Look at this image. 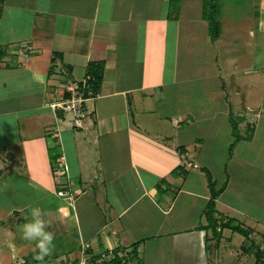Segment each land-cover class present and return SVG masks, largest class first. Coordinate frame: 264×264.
Wrapping results in <instances>:
<instances>
[{
	"label": "crops",
	"instance_id": "crops-1",
	"mask_svg": "<svg viewBox=\"0 0 264 264\" xmlns=\"http://www.w3.org/2000/svg\"><path fill=\"white\" fill-rule=\"evenodd\" d=\"M27 2L22 21L7 12V0L0 4V264H68L84 243L129 255L135 245L130 264H208L210 190L199 156L214 150L206 133L185 129L206 99L225 106L230 141L231 166L213 180L223 188L215 216L238 225L220 227L221 237L244 229L234 214L264 226V92L256 102L249 94L255 81L264 85V0H253L251 26L236 41H212L202 0H181L177 17L170 0ZM169 45L175 65L168 69L160 53ZM91 62H102V82L86 98L87 127L76 129L51 105L70 96ZM233 109L245 137H234ZM31 207L56 237L44 261L20 230Z\"/></svg>",
	"mask_w": 264,
	"mask_h": 264
},
{
	"label": "rangeland",
	"instance_id": "rangeland-1",
	"mask_svg": "<svg viewBox=\"0 0 264 264\" xmlns=\"http://www.w3.org/2000/svg\"><path fill=\"white\" fill-rule=\"evenodd\" d=\"M27 1L28 0L26 1L25 0H7V6H6L7 12L14 13L15 15L12 16V18L14 19L19 18L20 21H22L21 14H25L26 9L21 10L20 5L30 4ZM31 1H34V0H31ZM252 2L253 0H218V6H217L215 14L220 24V38H219L220 41L222 40L236 41L238 38L243 37V36H244L243 38H245L246 29L248 28V26H251V23H252L251 18L253 16V13L255 12V9H254L255 6L253 5ZM207 33H208V36L211 38V35L209 33V28H207ZM166 41L168 43H171L168 40V38H166V40L164 39V42H165V43L163 42L164 48L166 46ZM170 46L171 45H169L168 53L167 52L160 53V55L163 56L164 58V61H163L164 67L168 69L175 65V63H173L171 60L172 57H171V52H170ZM157 48L158 46L152 47V49H157ZM147 57H148V64H149V60L151 59L150 53L147 55ZM224 60H225V57L222 55L219 62H224ZM166 79L167 78L165 76L164 80ZM230 82L234 83L231 80ZM245 82L246 80H244L243 83ZM246 85L247 87H250L248 83H246ZM199 86L200 85L197 82L193 83L194 88H197ZM227 86L230 87L229 85ZM261 88L264 89V85L261 82L255 81L254 85L251 87L252 90L249 92V94L252 97L251 99L253 102L260 100V97L262 96V93L264 92L263 90H261ZM231 91H233V85H232L230 92ZM194 93H195L194 98L197 100V103H199L200 93H198V90H195ZM232 98L237 102L242 100L241 95L239 97H236L234 96V94H232ZM206 100L207 101L202 100L199 103V105H201L200 109L198 107L196 108V110H198L196 114L198 118L195 117L194 118L195 122L193 124L189 123L185 127V129L187 128L188 133L190 134L193 133L195 135L199 134L200 132L206 133V136L208 137L205 142L206 148L210 149L212 147L214 152L210 154L208 153V151H206L201 156H199V159L201 161L203 159L207 161V164L205 162V165L210 175L213 177V180L215 181L216 179H218V181L220 182V180L222 179V175H223L222 166H224V164L228 162L227 161L228 159H226L227 152H228L227 146H228V143L230 142V141L228 142V139L226 138L227 135L229 136V133H227L228 131L227 122L223 118L224 115L220 113L221 111H224L223 109L225 106L223 105L222 101H217V100L209 101L208 99ZM191 101L193 102L192 99ZM203 101L204 103H202ZM261 102H264V100L261 99ZM191 105L195 107L193 104ZM214 114H217L216 115L217 118L215 120H212V123H211L210 118L211 117L213 118ZM236 114L237 113L235 109H233V116L231 117V120H232V125L236 127L234 130V137L235 138L242 137V136L245 137L246 135L245 127H242L239 124L241 123V120L239 117H237ZM247 115L250 116V118L247 116V119L249 120L254 119L253 112ZM222 118H223V121H222ZM244 125L246 126V124ZM214 127H218V130H219L218 134H216L217 139L213 137L214 130H215ZM229 166H231L230 162H228V169H229ZM219 182L217 183V187H216L218 190L220 189ZM180 203L181 202L178 203L177 207H179ZM258 205H259L258 207L261 206V204H258ZM243 208L247 210L248 206L243 205ZM251 212H252V209H251ZM257 212H260V211L257 210ZM233 216H234V219L236 218L237 222H242L245 224V226L244 225L241 226L242 228L247 230L248 227H253L256 230H261L262 232H264V226L263 227L257 226L256 222L247 220L246 218H243L242 215L234 214ZM230 224L233 227L235 225H238L234 221L233 222L230 221ZM210 231L211 230H209L208 232ZM221 235L222 233H220V238L218 239H214L211 233H209L208 235L212 238L210 247L208 249V253H210V259H208L207 261L208 264H252L253 262H254L253 264H258V261H259L258 259L261 257L259 252L264 251V237L263 236L259 234H255L253 230L251 232L249 230V233L247 236H244L243 234L235 231V233H232L231 239L229 238L223 239ZM250 247H252L253 249H251ZM215 253L217 256L215 255Z\"/></svg>",
	"mask_w": 264,
	"mask_h": 264
},
{
	"label": "trees",
	"instance_id": "trees-1",
	"mask_svg": "<svg viewBox=\"0 0 264 264\" xmlns=\"http://www.w3.org/2000/svg\"><path fill=\"white\" fill-rule=\"evenodd\" d=\"M181 0H170V6H169V13L170 15H174V17H177V12L179 10ZM4 0H0V4H3ZM202 18L207 21L209 33L211 35L212 41L218 39L220 37V24L216 18V9L218 6V0H202ZM4 54V50L0 48V59L1 56ZM102 72H103V64L102 62H91L87 66L86 76H89L88 84H89V90L84 89V97L87 98L89 95H95L98 93L101 82H102ZM79 86H82V83L79 84ZM68 98V97H67ZM207 181H208V187L210 190V200L207 203L206 210L204 212L207 220V227L206 230L210 231L211 235L214 237V239L220 238V227H227L229 226V222L224 223H218V219L215 216L216 210H215V200L222 191L223 188H220L219 190L216 189L215 183L209 173L208 170H204ZM174 176L177 174V171H173L172 173ZM236 232H239L243 234L244 236H247L248 233L246 230L241 229L240 227H235ZM212 241V238L210 236L206 237V248L209 249L210 243ZM137 246L134 245L132 247L129 260H133L136 254ZM261 257L258 259V264H264V251L259 252Z\"/></svg>",
	"mask_w": 264,
	"mask_h": 264
},
{
	"label": "built area",
	"instance_id": "built-area-1",
	"mask_svg": "<svg viewBox=\"0 0 264 264\" xmlns=\"http://www.w3.org/2000/svg\"><path fill=\"white\" fill-rule=\"evenodd\" d=\"M89 76H86L82 81V86H73L69 89L70 96L64 98L51 105L53 109L61 110L68 113L72 117L73 126L76 129H84L87 127L86 120L90 113L88 112L84 97V89L89 90L88 84ZM57 168L61 173H66V165L62 155L59 156ZM62 195V193H59ZM68 264H130L129 252L115 249H107L102 252L96 253L93 251L90 243H84L81 246V255Z\"/></svg>",
	"mask_w": 264,
	"mask_h": 264
},
{
	"label": "clouds",
	"instance_id": "clouds-1",
	"mask_svg": "<svg viewBox=\"0 0 264 264\" xmlns=\"http://www.w3.org/2000/svg\"><path fill=\"white\" fill-rule=\"evenodd\" d=\"M37 80L40 77H36ZM27 221L20 226L24 240L34 242L36 255L34 259L44 261L55 249V233L49 231L50 222L39 207H31L29 215L25 216Z\"/></svg>",
	"mask_w": 264,
	"mask_h": 264
}]
</instances>
